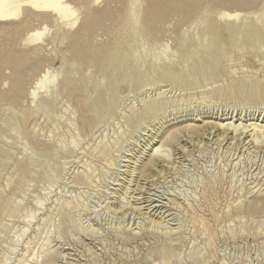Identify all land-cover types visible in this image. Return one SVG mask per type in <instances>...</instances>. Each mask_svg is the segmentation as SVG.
Segmentation results:
<instances>
[{
  "label": "rangeland",
  "instance_id": "374dc122",
  "mask_svg": "<svg viewBox=\"0 0 264 264\" xmlns=\"http://www.w3.org/2000/svg\"><path fill=\"white\" fill-rule=\"evenodd\" d=\"M60 4L0 22V264H264V0Z\"/></svg>",
  "mask_w": 264,
  "mask_h": 264
},
{
  "label": "bare ground",
  "instance_id": "6f19581e",
  "mask_svg": "<svg viewBox=\"0 0 264 264\" xmlns=\"http://www.w3.org/2000/svg\"><path fill=\"white\" fill-rule=\"evenodd\" d=\"M60 2H61V0H0V22H7V21H10V20H12V19H14L15 20V18L16 17H18L19 16V14L21 13V12H23V8L24 7H32V9H34V10H38V11H47V10H50V11H52V12H55V13H57V14H60L61 12H63V11H65L67 8L65 7V6H63V5H61L60 4ZM68 12V11H67ZM236 13V12H235ZM63 14H65V13H63ZM224 15H225V13H223ZM236 14H238V13H236ZM62 15V14H61ZM66 15V14H65ZM73 15V14H72ZM222 15V14H221ZM232 15V14H231ZM230 15V16H231ZM219 17H221L222 18V16H219ZM219 17H217V18H219ZM229 17V16H228ZM228 17H227V19H228ZM233 17V16H232ZM220 18V19H221ZM229 18H231V17H229ZM222 19H225L224 17L222 18ZM226 19V20H227ZM230 20V19H229ZM232 20V19H231ZM32 32V31H31ZM29 33V32H28ZM41 34H36V33H30V34H28L27 36H26V38L24 39V41L26 42V43H32L33 42V40H32V37L34 36H40ZM21 43V42H20ZM35 43V42H34ZM21 44H23V43H21ZM106 51V50H105ZM135 54V53H134ZM164 54V53H163ZM162 54V55H163ZM166 55V54H165ZM172 55H173V53H172ZM193 55V56H192ZM113 57V56H112ZM157 57V56H156ZM155 56L153 57V58H156ZM161 57H163V56H161ZM187 57H191V59H195V58H197V59H208L209 58V56H208V54H206V53H195V54H193V53H181L179 56H177V57H174L175 59L173 60L172 58H170L169 59V61L170 62H172L171 64L173 65V66H176V67H178L177 65H181V63L183 64L185 61L184 60H186L187 59ZM228 59V58H227ZM230 59V58H229ZM113 60H115V58L113 57L110 61H109V64H112V66L113 65H115V62H113V63H111ZM139 60V59H138ZM166 61V60H165ZM231 61V60H230ZM119 62V61H118ZM157 62H158V60H157ZM232 62V61H231ZM235 62V61H234ZM233 63V62H232ZM229 64V63H228ZM231 64V63H230ZM108 65V64H107ZM105 66V68H103V69H100L101 71H104L105 73L107 72V71H109V65L108 66ZM254 65V64H253ZM228 66V65H227ZM111 67V66H110ZM226 68V67H225ZM228 68V67H227ZM116 72L113 74V77L114 78H117L118 77V74H119V72H120V76H122V75H125L124 73H122L121 72V70H120V68H117V65H116ZM230 69V68H229ZM234 69V68H233ZM240 69V68H239ZM190 71H188V74H190V76H200L201 75V73L199 72V70L197 69H189ZM228 70V69H227ZM232 70V69H231ZM88 71V70H87ZM233 71V70H232ZM183 71H181L180 70V73H182ZM248 72H249V70H248ZM247 72V73H248ZM45 73H46V71H45ZM87 73V72H86ZM234 73V72H233ZM232 73V74H233ZM48 74V73H47ZM183 74V73H182ZM187 73H185V74H183V75H186ZM242 74V73H241ZM251 74V73H250ZM244 75H245V73H244ZM249 75V74H248ZM252 75V74H251ZM250 75V76H251ZM234 76V75H233ZM247 76V75H246ZM249 76V77H250ZM125 77V76H124ZM228 77H230V76H228ZM243 77V76H242ZM232 78V77H231ZM45 79H46V75L45 74H41L39 77H38V79L36 80V83H34V86L36 85V86H42V85H44V82H45ZM224 79V78H223ZM241 79V78H240ZM47 80V79H46ZM202 80H203V78H202ZM227 80H229V79H227ZM231 80V79H230ZM246 80V79H245ZM53 81H54V79H53ZM224 84V83H223ZM250 84V83H249ZM212 85V84H211ZM33 86V85H32ZM43 87V86H42ZM173 87V88H172ZM208 87V86H207ZM176 88V91H182L180 88H178V87H175ZM175 88H174V86H169V87H167V89L164 91V92H162L163 94H165V93H168L169 91H172V90H175ZM35 89H36V87H35ZM41 90H42V88H40ZM165 89V88H164ZM211 89V88H210ZM163 90V89H162ZM200 90V89H199ZM161 91V90H160ZM198 91V90H197ZM33 92V91H32ZM36 92V91H35ZM47 92V91H46ZM158 92V91H157ZM34 93V92H33ZM161 94V93H160ZM204 94V93H203ZM202 94V95H203ZM244 94V93H243ZM34 95V94H33ZM29 96H31V95H29ZM161 96V95H160ZM167 96V95H166ZM34 97V96H33ZM32 97V98H33ZM198 97V96H197ZM165 98V97H164ZM194 99H195V97H193ZM201 98V97H200ZM35 99V98H34ZM170 99V98H169ZM175 99V98H174ZM180 100V99H179ZM201 100V99H200ZM182 101V100H181ZM184 101V100H183ZM203 101V100H202ZM32 104V103H31ZM188 104V103H187ZM30 105V104H29ZM34 106V105H33ZM162 106V105H161ZM162 108V107H161ZM164 110V109H163ZM166 111V110H165ZM5 113V112H4ZM160 114V113H159ZM139 118V117H138ZM139 121V120H138ZM142 124V123H141ZM205 124V123H204ZM221 125V124H220ZM6 126V125H5ZM255 126V125H254ZM251 127V126H250ZM249 127V128H250ZM258 127V126H257ZM260 128V127H259ZM257 130H259V129H257ZM263 131V130H262ZM246 133V132H245ZM259 133H261L260 132V130H259ZM12 134V133H11ZM204 135V134H203ZM15 136V135H14ZM240 136H242V135H239V137ZM245 136V135H244ZM249 137V136H248ZM60 138V137H59ZM191 138V137H190ZM202 138V137H201ZM243 139H245V138H243ZM251 139H253V138H251ZM249 142V141H248ZM253 142V141H252ZM25 144V143H24ZM110 161V160H109ZM40 162V161H39ZM109 163V162H108ZM112 164V163H111ZM114 164V163H113ZM146 165V164H145ZM153 166H154V164H153ZM142 168H144V167H142ZM141 171V170H140ZM139 171V172H140ZM147 171V170H146ZM150 172V171H149ZM145 174V173H144ZM138 178V177H137ZM139 180V179H138ZM144 180V179H143ZM257 191H254V192H252V194H254L255 196H259V195H262V196H264V188L263 187H259V188H257L256 189ZM247 196V195H246ZM252 198V197H251ZM255 203V202H254ZM109 209V208H108ZM121 209V208H120ZM119 209V210H120ZM117 211V210H116Z\"/></svg>",
  "mask_w": 264,
  "mask_h": 264
}]
</instances>
